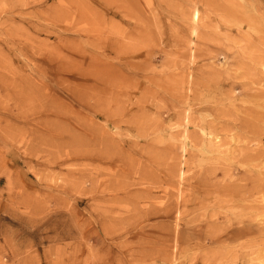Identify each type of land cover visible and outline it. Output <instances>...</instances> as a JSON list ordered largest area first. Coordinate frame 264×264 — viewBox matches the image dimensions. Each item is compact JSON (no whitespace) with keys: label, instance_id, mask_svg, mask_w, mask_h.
<instances>
[{"label":"rangeland","instance_id":"obj_1","mask_svg":"<svg viewBox=\"0 0 264 264\" xmlns=\"http://www.w3.org/2000/svg\"><path fill=\"white\" fill-rule=\"evenodd\" d=\"M0 264H264V0H0Z\"/></svg>","mask_w":264,"mask_h":264},{"label":"bare ground","instance_id":"obj_2","mask_svg":"<svg viewBox=\"0 0 264 264\" xmlns=\"http://www.w3.org/2000/svg\"><path fill=\"white\" fill-rule=\"evenodd\" d=\"M253 180H254V179H253ZM255 183H256V182H255ZM251 186H252V189H253V188H254L253 184H252ZM251 186H249V187H251ZM257 186H258V185H257ZM249 187H248V188H249ZM243 188H245V185H244V187H242V189H243ZM258 188H259V187H258ZM227 189H228V188H227ZM230 189H232V188H230ZM230 189H229V191H231ZM250 189H251V188H249V190H250ZM256 189H257V188H256ZM256 189H255V190H256ZM234 190H235V189H234ZM253 190H254V189H253ZM224 191H225V190H224ZM235 191H236V190H235ZM244 191H245V190H244ZM236 192H237V191H236ZM241 192H242V191H241ZM246 192H247V191H246ZM246 192H245V193H246ZM259 192H260V191H259ZM259 192H258V193H259ZM229 193H230V192H229ZM225 195H226V194H225ZM227 195H228V194H227ZM243 195H244V194H243ZM229 196H230V195H229ZM231 196H232V195H231ZM224 197H225V196H224ZM229 198L231 199V197H229Z\"/></svg>","mask_w":264,"mask_h":264}]
</instances>
